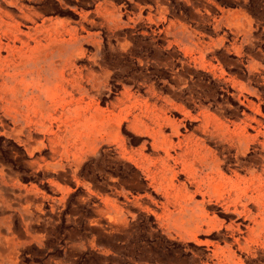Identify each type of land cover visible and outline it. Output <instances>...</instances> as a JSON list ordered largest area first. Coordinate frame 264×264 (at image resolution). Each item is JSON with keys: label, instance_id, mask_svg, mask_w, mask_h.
Returning a JSON list of instances; mask_svg holds the SVG:
<instances>
[{"label": "rangeland", "instance_id": "1", "mask_svg": "<svg viewBox=\"0 0 264 264\" xmlns=\"http://www.w3.org/2000/svg\"><path fill=\"white\" fill-rule=\"evenodd\" d=\"M10 1L0 0V10L10 11ZM17 2L24 40L32 27L77 29L73 61L86 82L64 101V112L46 113L43 125L41 118L18 114L5 89L17 84L23 101L43 102L47 111L55 59L15 68L19 59L6 60L7 49L0 51V264H264V242L244 249L242 238L241 245L234 241L252 225L249 217L216 199L204 203L185 175L163 174L156 165L164 154L127 120L115 135L105 126L124 107L118 98L128 93L146 100L150 88L194 109L189 94L179 93L178 69L210 113L222 108L223 119L236 121L243 110L240 84L264 96V70L248 71L251 63L264 69V0ZM29 9L34 22L24 17ZM245 17L252 21L248 34ZM200 51L204 61L190 58ZM4 77L13 81L4 84ZM208 147L228 157L220 168L227 178L231 170L244 175L233 149L214 140Z\"/></svg>", "mask_w": 264, "mask_h": 264}, {"label": "bare ground", "instance_id": "2", "mask_svg": "<svg viewBox=\"0 0 264 264\" xmlns=\"http://www.w3.org/2000/svg\"><path fill=\"white\" fill-rule=\"evenodd\" d=\"M17 4V0H11L8 5L11 8H9L10 11L0 10V51L4 48L7 49L8 56L6 60L13 62L19 59V63L15 64V68L25 67L31 60L34 63L38 60L55 59V67L52 73L53 90L52 95L49 96L51 105L46 111L43 102L30 103L23 101L20 96L22 92L17 84L12 86L11 89H5V94L18 114L26 115V118L30 120L41 118L44 125L46 113L52 114L59 107V110L64 112L66 110L63 104L64 101L68 97H73V94L82 92L84 75L75 66V60L73 61L79 52L71 49L72 46L79 44V38L78 36H59L47 40L45 43L35 42L33 41L35 37L32 35L30 28L27 36L28 40H24L22 33L19 31L18 23L15 21ZM24 17L26 20L32 21L29 10L24 14ZM5 18H9L11 21H7ZM3 38L8 41L6 44L2 42ZM16 42L21 45L14 47ZM30 42L34 45L31 46ZM11 43H14V45H11ZM0 61H2L1 58ZM91 77L96 85V76ZM9 79L4 77V84L7 81H13L12 77ZM175 80L179 83V93H188L189 98L194 101L193 111L196 112L195 115L193 111L187 109L184 105H177L168 97L161 98L154 88H150L148 90L149 97L146 100L137 99V97H133L132 94L128 93L118 98V102L120 105L123 104L124 107L118 111L117 115L108 117L105 126L115 135L121 129L122 123L127 120L139 132L147 134L140 138H150L153 151L164 154L158 159L156 165L159 166V162L162 164L163 174L169 171L172 172L173 176L185 175V181L188 185L194 187L193 192L202 193L204 203L209 204L216 199L224 202L226 209L231 210L233 208L234 213H242L249 217L252 225L245 226L246 231L242 232L240 238H234L238 245L242 243L241 238L247 244L244 249H248L250 243H263V94L259 91V88L255 89L250 85H245L239 92L240 105L243 107L242 117L238 121L226 120L223 119L225 110L220 108L218 114L210 113L201 104L200 99H196L200 96H197L182 70L175 72ZM22 96H25V94L22 93ZM250 98H256L257 103ZM151 99L161 100L163 103L158 105L157 101L156 103L151 102ZM168 113H173L177 117L172 119L168 116ZM178 115L182 118L179 119ZM15 118L18 119V116ZM188 120H191L192 123L187 124ZM181 127L188 130L181 133ZM167 129L171 131L170 134L165 133ZM176 138L178 139L177 142L175 141ZM213 140L226 144L228 148L235 151V158L240 171L244 172V175H239V169L231 170L232 177L227 178L220 171V168L227 165L228 157H221L208 147V142ZM95 143H98L97 139L92 141V144ZM124 150L126 151V149ZM251 154L255 155L253 160L250 158ZM139 156L141 159L146 160L144 155L139 154ZM173 176L168 179L171 186L174 182ZM196 221L200 223L201 218H196Z\"/></svg>", "mask_w": 264, "mask_h": 264}, {"label": "crops", "instance_id": "3", "mask_svg": "<svg viewBox=\"0 0 264 264\" xmlns=\"http://www.w3.org/2000/svg\"><path fill=\"white\" fill-rule=\"evenodd\" d=\"M8 8H10V7L8 6ZM29 11H30L31 19H32L31 22H34L36 14L32 10H30V9H29ZM236 19L239 21L241 19V16H237ZM251 24H252L251 19L245 17V22H244V25H243V31H244L245 34L250 33L249 28H250ZM237 26H240V22H238ZM76 32H77V29L70 30L65 25H58L57 23L45 25L42 28H40V27H37V28H33L32 27L31 28V33L35 37V40H33V41H35V42H42V43H45L47 40L53 39L54 37H59V36H65V37H67V35L69 37H71V36H77V33ZM199 53H200L199 56H194V57L193 56H190V58L194 59V61H198V60L204 61V57L205 56L203 55V51H200ZM180 70L183 71V69H178L176 71H180ZM261 70H264V69L259 68L256 63H251L248 66L249 73H253V71H256V72L260 73ZM263 77H264V75L262 76V81H263ZM227 81H230V80H227ZM245 85H249V84L248 83H246V84H240V88L238 90V93L236 94V96L238 97V100H240L239 99V92H241L242 88ZM193 110L194 109H192L191 111H193ZM242 112H243V110H242ZM178 117H179V119L182 118L180 115H178ZM241 117H242V113H241V116L239 118H241ZM239 118L236 121H238ZM170 132H169V134H170ZM177 141H178V139L176 138V142Z\"/></svg>", "mask_w": 264, "mask_h": 264}]
</instances>
